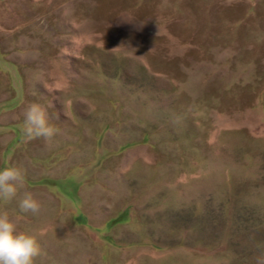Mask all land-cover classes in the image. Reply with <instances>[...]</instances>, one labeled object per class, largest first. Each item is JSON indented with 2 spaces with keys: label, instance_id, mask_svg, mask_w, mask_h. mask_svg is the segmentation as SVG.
<instances>
[{
  "label": "rangeland",
  "instance_id": "obj_1",
  "mask_svg": "<svg viewBox=\"0 0 264 264\" xmlns=\"http://www.w3.org/2000/svg\"><path fill=\"white\" fill-rule=\"evenodd\" d=\"M31 102L50 146L26 142ZM9 163L25 188L0 211L35 264L264 260V0H0Z\"/></svg>",
  "mask_w": 264,
  "mask_h": 264
},
{
  "label": "clouds",
  "instance_id": "obj_2",
  "mask_svg": "<svg viewBox=\"0 0 264 264\" xmlns=\"http://www.w3.org/2000/svg\"><path fill=\"white\" fill-rule=\"evenodd\" d=\"M50 119L47 107L37 102L29 103L23 112L22 132L26 142L42 139L50 146L58 133L49 123ZM25 176L26 172L12 163L0 168V201L11 203L15 200L25 188ZM18 208L21 213L38 215L41 202L25 191L18 200ZM41 253L37 235L21 229L6 211H0V264H35ZM257 264H264V260L258 259Z\"/></svg>",
  "mask_w": 264,
  "mask_h": 264
}]
</instances>
